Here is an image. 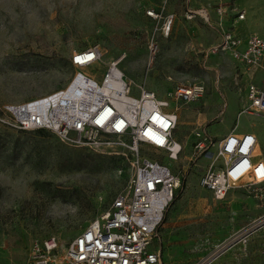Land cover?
<instances>
[{
  "label": "rangeland",
  "instance_id": "374dc122",
  "mask_svg": "<svg viewBox=\"0 0 264 264\" xmlns=\"http://www.w3.org/2000/svg\"><path fill=\"white\" fill-rule=\"evenodd\" d=\"M217 3L227 7L226 28L264 39V0H0V264H25L31 244L48 237L67 245L129 190L133 173L125 150L70 147L47 130L12 127L5 110L64 88L75 73L72 53L93 46L101 60L82 73L100 83L108 64L124 55L118 68L133 97L139 85L159 100L179 84L204 85L200 99L177 104L173 138L182 150L176 160L139 148L182 178L158 228L166 264H192L198 240L206 253L262 214L248 188H232L216 201L199 186L216 150L194 153L197 127L215 142L233 130L251 133L264 159V116L245 112L248 85L264 89V71H246L227 53H208L219 41L212 27ZM202 7L209 22L186 18ZM234 8L245 11L235 27Z\"/></svg>",
  "mask_w": 264,
  "mask_h": 264
},
{
  "label": "built area",
  "instance_id": "2783aa9c",
  "mask_svg": "<svg viewBox=\"0 0 264 264\" xmlns=\"http://www.w3.org/2000/svg\"><path fill=\"white\" fill-rule=\"evenodd\" d=\"M207 7L187 11L186 18L203 17L209 22ZM226 10L222 3L214 8L216 21L212 27L219 41L208 53H227L246 71H264V39L256 34L241 38L226 28ZM231 11L235 27L245 19V11L235 8ZM155 50L156 46L152 54ZM101 57L97 46L74 51L69 63L75 73L64 88L5 109L12 118L10 125L16 129L47 130L70 147L98 153L123 149L130 156L133 173L129 190L116 196L110 208L82 233L65 246L54 237L33 242L25 264H161L153 243L158 238L165 210L181 189L182 178L167 165L141 155L139 148L147 146L163 151L168 159L176 160L182 150L173 138L178 122L177 104L200 99L205 88L200 83L179 84L168 91L165 100H159L145 85H139L138 96L133 97L131 83L118 68L124 55L108 64L100 83L80 72L95 65ZM246 98L245 112L264 116V89L250 83ZM170 103L176 104L173 111H168ZM193 137L195 154L216 150L199 186L216 201L223 200L232 188H248L264 210V159L258 156L257 137L233 130L215 142L203 127H197ZM260 230H264V214L214 245L194 264H213L233 247H245Z\"/></svg>",
  "mask_w": 264,
  "mask_h": 264
},
{
  "label": "crops",
  "instance_id": "0c3cea01",
  "mask_svg": "<svg viewBox=\"0 0 264 264\" xmlns=\"http://www.w3.org/2000/svg\"><path fill=\"white\" fill-rule=\"evenodd\" d=\"M262 214H264V211H262ZM162 227H163V223L161 224L159 230L162 229ZM237 230L238 229H236L235 231ZM158 232H159L158 238L154 241L153 246H154V249L157 250L160 254L161 264H166L164 261L163 251H162V247L160 244V242L163 239L160 236V231ZM201 243L202 242L200 239L194 245V250L198 254H197V260L194 261L192 264L197 262L200 258L206 256L211 249V248L210 249L208 248L207 252L205 253L204 252L205 249L202 248L205 246L201 247ZM213 264H264V230H260L254 235H252L245 247H242V246L233 247L232 249L228 250L225 254H223L220 258H218Z\"/></svg>",
  "mask_w": 264,
  "mask_h": 264
},
{
  "label": "bare ground",
  "instance_id": "6f19581e",
  "mask_svg": "<svg viewBox=\"0 0 264 264\" xmlns=\"http://www.w3.org/2000/svg\"><path fill=\"white\" fill-rule=\"evenodd\" d=\"M86 68H84L82 71H80L81 73L85 70Z\"/></svg>",
  "mask_w": 264,
  "mask_h": 264
},
{
  "label": "trees",
  "instance_id": "16d2710c",
  "mask_svg": "<svg viewBox=\"0 0 264 264\" xmlns=\"http://www.w3.org/2000/svg\"><path fill=\"white\" fill-rule=\"evenodd\" d=\"M37 131H39V130H37Z\"/></svg>",
  "mask_w": 264,
  "mask_h": 264
}]
</instances>
